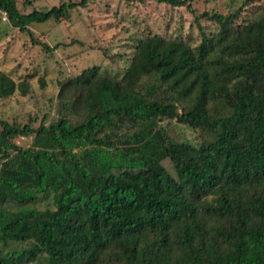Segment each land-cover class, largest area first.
<instances>
[{"label": "trees", "instance_id": "16d2710c", "mask_svg": "<svg viewBox=\"0 0 264 264\" xmlns=\"http://www.w3.org/2000/svg\"><path fill=\"white\" fill-rule=\"evenodd\" d=\"M89 1L0 12L44 47L26 27ZM228 1L200 15L217 28L197 24L195 46L142 34L119 77L58 82L48 123L0 120V264H264V0ZM16 92L27 83L0 71V99Z\"/></svg>", "mask_w": 264, "mask_h": 264}, {"label": "rangeland", "instance_id": "374dc122", "mask_svg": "<svg viewBox=\"0 0 264 264\" xmlns=\"http://www.w3.org/2000/svg\"><path fill=\"white\" fill-rule=\"evenodd\" d=\"M80 0H16L19 13L45 11L61 3ZM236 8L228 0H193L190 8L172 7L152 0L125 3L117 0H93L83 8L70 11L66 19L27 26L34 45L25 32H20L1 19L0 71L13 81L27 83V93L18 92L0 99V120L14 125L36 127L54 117L58 82L77 76L82 70L98 67L100 73L119 77L132 56L131 42L142 34L178 39L195 46L200 42L196 25L206 34L216 25L201 18L204 12L226 15ZM255 11L243 8L237 21ZM45 46L47 48H45ZM175 139L193 140L191 131L174 121L162 124ZM14 143L28 147L29 138H16Z\"/></svg>", "mask_w": 264, "mask_h": 264}, {"label": "built area", "instance_id": "2783aa9c", "mask_svg": "<svg viewBox=\"0 0 264 264\" xmlns=\"http://www.w3.org/2000/svg\"><path fill=\"white\" fill-rule=\"evenodd\" d=\"M0 15H1V19H2L3 21H5V19H6V15H5V13H4V12H0Z\"/></svg>", "mask_w": 264, "mask_h": 264}]
</instances>
